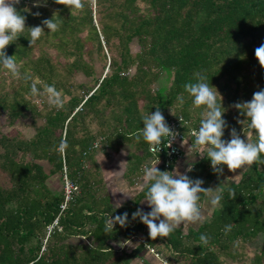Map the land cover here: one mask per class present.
<instances>
[{
  "label": "trees",
  "instance_id": "16d2710c",
  "mask_svg": "<svg viewBox=\"0 0 264 264\" xmlns=\"http://www.w3.org/2000/svg\"><path fill=\"white\" fill-rule=\"evenodd\" d=\"M32 3L20 0L16 5L26 17V27L41 25L52 16L63 23L55 33L45 28L31 47L27 28L7 46L6 54L15 55L21 74L29 72L31 78L16 79L0 66V111L9 125L27 114L40 115L33 99L42 96L31 95L32 83L41 92L44 84L54 85L64 107L47 110L44 123L29 139L0 133V168L10 180L8 186L0 185V264H162L141 243L122 250L116 246L118 239L131 240L135 233H142L150 246L164 242L188 264H225L223 256L238 257L233 248L239 241L264 233V164L244 167L238 181L225 185L223 198L196 229L184 232L179 227L166 238L152 240L147 226L132 219L144 190L132 205L112 207L102 192L93 158L96 149L89 148L98 139L103 148L114 151L124 142L137 143L141 151L134 153L128 170L137 175L151 154L147 144L133 136L143 127V115L157 106L166 119L173 116L167 112L173 107L174 115L188 120L184 131L199 126L203 108L192 109V98L183 87L195 82L197 72L224 97L228 127L222 139L231 138L232 128L240 134L243 126L237 121L244 117L233 105L250 101L254 92L264 89V69L254 56L264 42V0H86L82 11H70L54 0L41 7ZM35 12L40 15H32ZM131 44H137V50L132 51ZM95 55L103 60L99 73ZM78 73L88 79L77 81ZM92 121L94 131L89 127ZM62 141L67 144L63 151ZM40 160L49 165L47 170ZM63 164L78 191L59 217L61 230L50 233L41 249L45 227L63 199V189L56 192L46 181L61 173ZM187 175L202 179L201 186L207 188L216 173L209 159L200 158ZM227 188L235 191V198L229 197ZM125 212L127 227L117 224L113 232H103L108 214ZM225 226H230L227 233ZM201 234L209 238L206 245L200 242ZM76 235L87 236L89 242L67 241ZM248 264H264V244Z\"/></svg>",
  "mask_w": 264,
  "mask_h": 264
},
{
  "label": "clouds",
  "instance_id": "9594fccd",
  "mask_svg": "<svg viewBox=\"0 0 264 264\" xmlns=\"http://www.w3.org/2000/svg\"><path fill=\"white\" fill-rule=\"evenodd\" d=\"M20 0H0V66L6 69L12 77L27 82L31 76L29 72L21 74V66L17 64L15 55L6 54L8 45L14 43L25 29H28L29 46L34 45L45 33V28L55 33L60 30L63 21L59 18L44 19L41 25L26 27V17L21 15L16 5ZM47 0H33V7L46 6ZM54 3L68 7L70 11H82L85 8L86 0H54ZM24 11H30L25 8ZM39 16V12L32 13ZM254 56L260 67L264 69V42L254 50ZM195 82H188L183 85L185 92L192 98V109H201V119L197 129L193 130L191 136L194 138L188 145L186 151L187 168L181 172L178 168L172 171H161L156 167L158 160L152 166L143 168V183L141 190H144L142 199L150 211L137 209L132 213V219L139 218V221L147 226L148 236L152 240L158 237L166 238L182 225H194L202 221L204 208L199 201L201 193L205 194L207 202L215 207L223 198L225 187L205 188L202 179H191L186 172H191L195 157L207 158L214 173L223 174L224 166L229 172H236L244 167L252 166L254 163L264 164V89L253 93L250 101L236 102L233 107L237 109L242 120L237 122L246 129L249 134H254L256 139L251 141L248 136L241 138L235 128L230 130V139H222L224 130L228 127L223 113L226 109L222 106V97L214 86H210L208 78L200 73H194ZM215 89V90H213ZM30 93L32 96H46L50 107L62 109L64 100L62 93L54 85H43L41 92L36 83L31 84ZM219 97V99H218ZM183 103V97H178ZM172 113V112H171ZM173 114V113H172ZM174 115V114H173ZM143 127L133 133L139 142L141 139L150 146V150L157 151V146L171 147L177 133L167 124L164 115L159 107L156 111L145 114L141 117ZM182 146L188 141L182 139ZM67 147L65 141L61 142L60 150ZM159 147V150H160ZM146 189V190H145ZM125 197L132 198L128 191L118 190ZM230 198H235V191L227 188ZM116 192V191H115ZM114 192V193H115ZM123 201H117L116 208L122 206ZM127 227L128 213L110 216L104 223L103 232L109 234L114 231V226ZM230 231V226H225V233ZM201 244L208 243V236L201 234Z\"/></svg>",
  "mask_w": 264,
  "mask_h": 264
},
{
  "label": "rangeland",
  "instance_id": "374dc122",
  "mask_svg": "<svg viewBox=\"0 0 264 264\" xmlns=\"http://www.w3.org/2000/svg\"><path fill=\"white\" fill-rule=\"evenodd\" d=\"M131 48H132V51H135V50H137L138 46H137V44H131ZM98 58L99 57L97 55H95L94 65H95V69H96L97 73H99L101 71V69H102L101 66L103 64V60L101 61ZM63 61L64 60L61 57L60 62H63ZM10 79H11V76L7 77L6 82H9ZM87 79L88 78L84 77L81 73H78L76 75L77 81H82V80H87ZM221 97L223 100L224 97L222 95H221ZM33 100H34L35 104L37 105V109L39 110V112H41V114L40 115H34V117H32L30 114H27V115L17 119L13 124L9 125L7 123V118H6L5 113L0 111V133L5 134L6 136H9V137H11V136L18 137L20 139L21 138L29 139V138L33 137L36 128L39 125H41L42 123H44V117H43L44 113L47 110H49L50 108H52L47 103V97L46 96L36 97ZM167 112L169 115H173V114L177 113V109L172 107V108H169L167 110ZM89 127L91 128L92 131L97 129V126H96L94 121L89 123ZM242 129H243V127H242ZM239 135L241 136V138H244V139H246L245 135L248 136V138H250V136H251L246 129L244 130V132L242 130ZM137 146H138L137 143H135L133 141L124 142L120 145L119 149L121 147L122 148L124 147V151L128 150L130 152V154L133 152L139 153L141 150ZM101 147L102 146H100L96 150L101 152V154H102L101 158L103 159V161H105L109 158V160L111 159L112 161H115L116 168H117L119 164H118V160L116 159V156H112V154L110 153L111 151L107 147H105V148H103V147L101 148ZM1 148L2 147L0 146V149ZM122 148L120 149L121 152H123ZM20 155H21V153L19 152V153H17L16 157L18 158V157H20ZM122 156H124V155H122ZM40 163H42L45 170H47L49 165L46 163V161L40 160ZM85 165L88 167L89 163L86 161ZM105 168L106 167L101 168V169H103V175H102V171H99L98 177L103 178L101 186H103V189L105 191H107V189H111V188H113V186H111L112 185L111 184V182H112L111 178L107 179V181L104 180V173H109V171H114V170H116V172H118V170L116 168H113L111 170H107ZM46 183L48 186H50L56 192L60 191L63 187V181H62L61 173H56L54 175H51L47 179ZM140 183H142V179L139 178V175H136V174L133 175V181H132V183H130V185L132 187H134V186L137 187V186H140ZM9 184H10V180L8 178V175L0 168V185L1 186H8ZM104 190H102V191H104ZM201 202H202V199H201ZM205 213L208 214V212L205 211L204 215H207ZM142 236H143L142 234L141 235L135 234V237L132 238L131 241H129V242L127 240H124L123 238H120L119 240L116 241V246L118 248H120V250H122L123 247L129 248V249L134 248L135 246H137L141 242ZM67 241L71 242V243H87V242H89V238L87 236L76 235V236L69 237ZM263 244H264V233H259L257 235V237L254 239H251V240L245 241V242H241V241L238 242V244L233 248V250H236L238 257L234 258V260H230V259H226L223 256V260H224L225 264H248L249 261L252 259L254 253L257 252L262 247ZM152 247H153V252H157V254H158V257H156V258H158L160 261H164L167 264H188L187 260L180 257L179 255L173 254L171 248L168 247L162 241H157L156 244L153 245ZM149 253L152 254L150 251H149Z\"/></svg>",
  "mask_w": 264,
  "mask_h": 264
},
{
  "label": "crops",
  "instance_id": "0c3cea01",
  "mask_svg": "<svg viewBox=\"0 0 264 264\" xmlns=\"http://www.w3.org/2000/svg\"><path fill=\"white\" fill-rule=\"evenodd\" d=\"M186 141H188V144L183 145V146L180 142V147L182 150V156L175 161V163L172 165V167L168 171H172L174 168H178L181 172H185V169L187 168V159H188L186 157V151H187L188 145L191 144V141H189V140H186ZM120 149H118L117 151L109 149L111 151L110 153L112 154V156H116V159L118 160L119 165L117 168H116L115 161H112L111 159L109 160V158L107 160L103 161V159L101 158L102 154L100 151L96 150L95 154L93 156L94 161L98 167V174H99V171H102V175H103V169H101L103 167H106L105 169H107V170H111L113 168H116L118 170V172H116V170H114V171H109V173H104V180L107 181V179L111 178V180H112L111 186H113V188L107 189V191H105L103 189V186L101 187L102 190H104L102 192L105 193L109 197L110 203H111L112 207H114V208H116L115 204L119 200L123 201L122 206H124L125 204L132 205V202L134 203L136 201L137 194L142 191L141 186L143 183V168L145 166H152L158 160L156 167L159 170H161L160 169L161 165H160L159 159L155 155L148 154V157L145 158L141 162V164L139 166L140 167L139 173L137 174V175H139V178L142 179V183H140V186L132 187L130 185V183H132V181H133V175H131V173L129 174L128 170L131 167L132 161L136 158L135 157L136 155H134V153L137 154L138 152H133L130 154V152L128 150L127 151L125 150L126 152L124 151V147L122 148L123 152H121ZM122 155H124V156H122ZM199 159H200L199 156L195 157L196 162ZM195 163H194L193 168H195ZM243 171H244V168L241 170H237L236 172H229L227 167L224 166L223 174L222 175L216 174L215 177L213 178V180L209 183L208 187H211V188H215L217 186L221 187V186H225L231 182L238 181V179L240 178ZM188 173L189 172H186L185 174L187 175ZM99 178H101V177H99ZM101 181H103V178H101ZM118 190L128 191L132 198L125 197L124 194ZM143 198L144 197H142L141 199L138 200V202L135 205V209L137 210L139 208L145 212L150 211L149 206L145 202H143V200H142ZM201 199H202V202H201ZM201 199H200L199 203H200L201 207L204 208V210L206 212H208V214L205 213L207 215H203L202 221L197 223V224L187 225V226L182 225L181 228L184 232H186L188 229H196L203 221L207 220L210 217V211L214 207L211 206L207 202L205 194L203 195V197ZM127 241L129 242L131 240H127Z\"/></svg>",
  "mask_w": 264,
  "mask_h": 264
},
{
  "label": "built area",
  "instance_id": "2783aa9c",
  "mask_svg": "<svg viewBox=\"0 0 264 264\" xmlns=\"http://www.w3.org/2000/svg\"><path fill=\"white\" fill-rule=\"evenodd\" d=\"M167 124L170 126L172 130H174L177 133V136L175 140L172 142L171 147H166V144L164 145L162 143L161 147L157 146V151L153 152L150 150V146L147 144V149L148 151L152 154L155 155L160 162L161 167L163 170H169L171 165L182 156V150L180 147V142L182 139L186 140L188 138H193L191 136V133L193 130L197 129L198 126H189L187 129L184 131L183 127L188 124V120H185L181 114H176L173 116H169L166 118ZM185 132V133H184ZM194 139V138H193ZM101 146V141L100 139L95 140L89 148L90 150H95L98 149ZM160 147V150H159ZM61 176H62V181H63V199L59 204V210L58 214L54 217V219L48 223L45 227V235L42 241V246L41 249H44L45 247V242L47 240V237L49 236L50 233H52L55 229L60 231L61 230V225L59 223V217L60 215L63 214V212L68 208V205L73 199L74 193L78 191L77 185L68 177L67 174V168L63 164L62 166V171H61ZM136 235H141L142 233H135ZM135 234L131 235V238L135 237ZM143 235V234H142ZM146 249H148L155 257H158L157 252H153V247L150 246L145 242L144 235L141 238L140 242ZM162 264H167L164 261H161Z\"/></svg>",
  "mask_w": 264,
  "mask_h": 264
}]
</instances>
